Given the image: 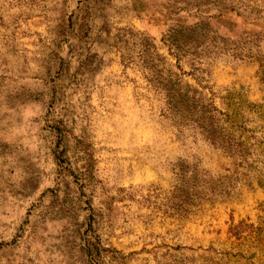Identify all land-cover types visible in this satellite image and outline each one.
<instances>
[{
    "label": "rangeland",
    "instance_id": "1",
    "mask_svg": "<svg viewBox=\"0 0 264 264\" xmlns=\"http://www.w3.org/2000/svg\"><path fill=\"white\" fill-rule=\"evenodd\" d=\"M0 264H264V0H0Z\"/></svg>",
    "mask_w": 264,
    "mask_h": 264
},
{
    "label": "trees",
    "instance_id": "2",
    "mask_svg": "<svg viewBox=\"0 0 264 264\" xmlns=\"http://www.w3.org/2000/svg\"><path fill=\"white\" fill-rule=\"evenodd\" d=\"M175 56L178 57V63H180L182 61V57H183L182 54L180 52H177V53H175ZM173 76H177V74H175V73L171 74V77H173ZM178 79H180V77H178ZM175 98H173V97L169 98V101L167 103L170 105V107L173 111H178L179 105L181 104V102Z\"/></svg>",
    "mask_w": 264,
    "mask_h": 264
}]
</instances>
